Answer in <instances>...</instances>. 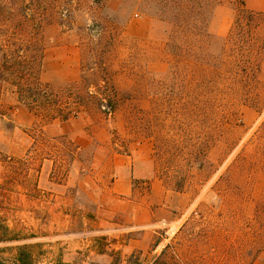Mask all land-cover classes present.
<instances>
[{"label":"rangeland","instance_id":"rangeland-1","mask_svg":"<svg viewBox=\"0 0 264 264\" xmlns=\"http://www.w3.org/2000/svg\"><path fill=\"white\" fill-rule=\"evenodd\" d=\"M241 8L262 19L243 39L264 45V0H222L207 65L152 0H0V48L42 89L24 101L0 79V219L16 236L1 261L25 245L35 264H264V52L249 77L222 76L248 57L229 41ZM112 153L190 197L148 249L93 233L88 188Z\"/></svg>","mask_w":264,"mask_h":264},{"label":"crops","instance_id":"crops-1","mask_svg":"<svg viewBox=\"0 0 264 264\" xmlns=\"http://www.w3.org/2000/svg\"><path fill=\"white\" fill-rule=\"evenodd\" d=\"M103 161L99 177H94L96 187L87 179L91 185L88 189L97 196L93 233L133 234L130 246L148 249L154 239L151 230L163 222L173 223L190 207V197L140 171L132 155L112 153Z\"/></svg>","mask_w":264,"mask_h":264},{"label":"trees","instance_id":"trees-1","mask_svg":"<svg viewBox=\"0 0 264 264\" xmlns=\"http://www.w3.org/2000/svg\"><path fill=\"white\" fill-rule=\"evenodd\" d=\"M221 1L222 0H152V4L157 10V16L171 26L172 34L176 41H183V45H185L190 52L195 48H201L205 53L202 60L207 65H211L213 61L209 51L214 42L218 41V39L210 33L209 22L214 10ZM261 21V17L256 13L250 12L244 8L238 10V16L229 41L232 42L234 47L232 48L233 50L238 49L243 51L241 48L247 47V50L249 49L247 51L248 57L246 58V56H243L242 59H234V61L230 63L231 65L229 64L230 67L228 64V67L226 66V62H221L222 76L227 74L234 78H244L245 76L249 77L257 69L254 61H257L261 55L263 56L264 45H256L252 39H243L242 34L249 32L251 36L254 35L257 29H259ZM244 22L247 23V26H245ZM180 36L183 37L182 40ZM222 41L224 42L223 49L226 50V40L223 39ZM175 46L177 48L180 47L177 42H175ZM7 49H10L7 45L0 48V61H2L0 79L6 78L11 80L19 88L24 86V89L22 87L20 88V93L18 92L20 97L24 101H26L27 98H31L32 102L38 103L39 99L36 98V96L31 97V95L29 96L27 93L42 91V89H39L41 86L38 84L32 85L29 82L26 83L28 81L25 80L28 74V67L25 63L26 60L23 55H21V50L18 54L12 53L13 51ZM237 69H240L243 73L240 75ZM45 91L44 94L46 96L48 90ZM47 96H49V94ZM46 98L49 99L51 97L49 96ZM15 238L16 236H11L10 229L4 224L3 220L0 219V243L8 242ZM0 264H35V260L32 252L24 245L17 248V254L13 262L6 263L0 260Z\"/></svg>","mask_w":264,"mask_h":264}]
</instances>
